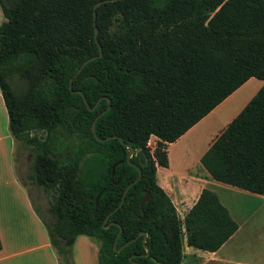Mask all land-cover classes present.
<instances>
[{
  "label": "trees",
  "instance_id": "1",
  "mask_svg": "<svg viewBox=\"0 0 264 264\" xmlns=\"http://www.w3.org/2000/svg\"><path fill=\"white\" fill-rule=\"evenodd\" d=\"M97 1L0 0L7 129L32 152L26 178L50 194L48 219L30 200L33 210L60 264H73L80 234L96 243L97 264H178L183 233L187 245L214 251L237 228L216 193L201 188L181 221L155 169L167 165V143L255 77L263 84L199 163L216 181L264 194V0H115L93 9ZM98 46L100 56L74 76ZM127 145L141 175L117 207L137 176ZM115 237V248L132 241L115 251Z\"/></svg>",
  "mask_w": 264,
  "mask_h": 264
},
{
  "label": "crops",
  "instance_id": "2",
  "mask_svg": "<svg viewBox=\"0 0 264 264\" xmlns=\"http://www.w3.org/2000/svg\"><path fill=\"white\" fill-rule=\"evenodd\" d=\"M262 84V80L249 77L176 140L167 143V165H156V183L170 198L181 221L205 187L216 193L237 224L236 230L214 251L187 245L183 233L178 264H264V194L216 181L199 163L214 137ZM152 137L155 141L153 135L149 140ZM13 149L14 139L7 129L0 94V264H60L26 188L16 177ZM185 151L192 157L196 155L200 164L196 172L184 167L190 160L187 156L183 161ZM176 161L185 165L178 167ZM71 252L73 264H97V245L83 234L75 237Z\"/></svg>",
  "mask_w": 264,
  "mask_h": 264
},
{
  "label": "rangeland",
  "instance_id": "3",
  "mask_svg": "<svg viewBox=\"0 0 264 264\" xmlns=\"http://www.w3.org/2000/svg\"><path fill=\"white\" fill-rule=\"evenodd\" d=\"M5 2L9 0H4ZM3 15L0 10V22L3 21ZM8 79L14 89L16 91H20L23 88L22 85V79L15 73H12L8 76ZM33 133V132H32ZM155 145V141L152 137L151 140L148 139L147 146L149 148V151L151 152L153 147ZM185 150V149H184ZM14 168H15V174L20 183L24 185L26 188V193L28 194L31 202L34 204V206L37 208L38 213L44 218H49V212H48V206L50 201V194L43 191L41 186L31 184L28 179L26 178V175L29 172V165L30 161L32 159V152L29 150L28 146L23 145L21 141L14 140ZM183 161L186 159L187 156L190 157V160L187 161V166H184L188 168L192 172H196V169L199 168L200 164L196 162V155L195 157H192L188 152L183 153ZM182 161V162H183ZM181 164L176 161V164L178 167H182V165H185L184 162ZM72 255V252H71Z\"/></svg>",
  "mask_w": 264,
  "mask_h": 264
},
{
  "label": "water",
  "instance_id": "4",
  "mask_svg": "<svg viewBox=\"0 0 264 264\" xmlns=\"http://www.w3.org/2000/svg\"><path fill=\"white\" fill-rule=\"evenodd\" d=\"M110 1H115V0H99V1H97V2L94 3V5H93V9H95V7L98 6V5H100L101 3L110 2ZM94 17H95V11L93 10V18H94ZM96 33H97V29L94 28L93 38H94L95 41H96ZM98 48H99L98 54L95 55V56H91V57L86 58V59H85V60H84L79 66H78V68L76 69V71H75V73H74V76H76V74L80 71V69L83 67V65H84L87 61H89V60H91V59H93V58H95V57H99V56H100V47L98 46ZM68 88H69L70 91H72V92H76V93L80 94V96L82 97V99H83V101H84L85 106L88 107V105H87V103H86V101H85V99H84L82 93H81L79 90H71V78L69 79V82H68ZM108 108H109V105H108L104 110H102L99 114H97V116L95 117V119H96L97 117H99L100 115H102V114H103ZM90 109H93V108H90ZM95 119H94V120L92 121V123H91V131H92L93 135H94V121H95ZM94 136H95V135H94ZM113 137H114V136H107V137H104V138H101V139H98V140L105 141V140L111 139V138H113ZM119 140H120V138H119ZM120 141H121V140H120ZM127 148H128V152H127V154H126V161L129 162V158L131 157V155H132L134 149H133L131 146H129V145H127ZM147 162H148V158L145 157V158H144V162H140V165H141V166H144V165L147 164ZM129 164L133 165V164L130 163V162H129ZM114 165H115V164H113V166H112L111 172L113 171V167H114ZM133 166H134V167L136 168V170H137V176H136V178H135L133 181L129 182V183L125 186V188H124V190H123V193H122V196H121V200H120V202H119V204H118L117 207H119V206L121 205V203H122V201H123V198H124V195H125V192L127 191L128 187H129L132 183L136 182V181L139 179L140 175H141L140 167H139V166H136V165H133ZM116 182H117V180L115 181V183H116ZM146 199H147V192H145L143 198H142L141 201H140V209H142V204L144 203V201H145ZM117 207H116V208H117ZM140 234L142 235V244H143V246H144V248H145V254H147V253H148V248L146 247V245H145V243H144L145 233H144V232H139L137 235H140ZM130 241H132V239L126 241V242H125L123 245H121L120 247L115 248V245H116V237H115L114 242H113V249H114L115 251H119L124 245H126V244H127L128 242H130ZM151 260H152L153 264H159V263H158L153 257H151Z\"/></svg>",
  "mask_w": 264,
  "mask_h": 264
}]
</instances>
